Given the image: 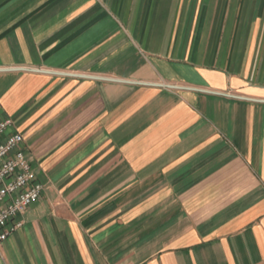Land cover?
<instances>
[{
	"label": "crops",
	"instance_id": "crops-1",
	"mask_svg": "<svg viewBox=\"0 0 264 264\" xmlns=\"http://www.w3.org/2000/svg\"><path fill=\"white\" fill-rule=\"evenodd\" d=\"M0 103V264H264V0H0Z\"/></svg>",
	"mask_w": 264,
	"mask_h": 264
},
{
	"label": "built area",
	"instance_id": "built-area-1",
	"mask_svg": "<svg viewBox=\"0 0 264 264\" xmlns=\"http://www.w3.org/2000/svg\"><path fill=\"white\" fill-rule=\"evenodd\" d=\"M12 124L10 118L0 121V243L23 226L21 216L41 200L45 191L23 148V136H6Z\"/></svg>",
	"mask_w": 264,
	"mask_h": 264
}]
</instances>
